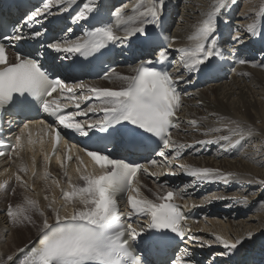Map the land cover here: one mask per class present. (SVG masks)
<instances>
[{
    "label": "snow or ice",
    "instance_id": "obj_1",
    "mask_svg": "<svg viewBox=\"0 0 264 264\" xmlns=\"http://www.w3.org/2000/svg\"><path fill=\"white\" fill-rule=\"evenodd\" d=\"M237 3L214 0L179 47L177 38L166 34L167 0H136L130 11L126 4L118 6L112 0H41L21 26L0 35V158L15 164L23 161L26 152L32 153L30 164L0 173L11 172L0 182V193L15 196L17 188L23 189L21 199L7 203L4 214L13 226L38 228L34 245L19 247L16 253L0 258V264H198L194 249L213 245L224 249L214 256L236 254L243 241L215 232L210 233L213 239L196 234L189 221L192 209L202 205L183 201L206 183L247 182L264 189V178L180 161L209 146H217L221 156L239 155L246 142L264 138V128L210 111L199 98L196 105L203 116L181 115L184 98H193L181 86L195 85L196 77L212 76L226 59L225 53L228 60L264 68V61L238 54L249 41L264 40V5L255 15L245 14L251 22L233 29L228 16L230 6ZM221 25L229 30L227 37ZM29 42H34L33 51L26 50ZM8 48L14 50L11 60ZM117 48L131 54V74L110 69L101 78L111 80L115 74L118 87L94 86L70 74ZM45 54L51 57L50 66L42 62ZM68 79L77 82L70 85ZM33 109L47 114L52 123L6 119ZM6 129L11 131L10 138H5ZM65 132L99 146L69 145ZM180 132L202 138L181 142L174 138ZM123 138L151 147L160 160L150 159L145 166L124 158L120 153ZM37 155L42 157L43 168L39 179L46 183L43 206L36 198L41 194L34 182ZM53 161L63 169V179L50 172ZM256 162L264 166V160ZM150 167L156 170L150 172ZM141 173L157 184L152 198L142 193ZM180 174L191 178L182 187L161 181L162 176ZM249 195L212 196L205 203L231 199L247 205ZM256 203L264 206V200ZM252 235L249 232L247 238Z\"/></svg>",
    "mask_w": 264,
    "mask_h": 264
},
{
    "label": "bare ground",
    "instance_id": "obj_2",
    "mask_svg": "<svg viewBox=\"0 0 264 264\" xmlns=\"http://www.w3.org/2000/svg\"><path fill=\"white\" fill-rule=\"evenodd\" d=\"M117 1L119 2L121 0H117ZM122 1H123L122 2L123 4L127 5V9L129 11L131 10L133 4L136 2V0H132L128 4V1L130 0H122ZM213 2L214 0H211V1L210 0H167L166 14H167V18L171 20L172 25L173 23H175L173 20H175L176 14H179L177 19L181 18L180 23L182 22L184 23L183 28L181 27V29L179 28L175 29L174 28L175 24L172 26V33L170 35L177 38V45H176L177 47L186 43V36L191 32L193 25L197 24L202 19L201 13H204L210 10V6L213 4ZM238 3L239 5H241L239 0H238ZM257 7L258 6L256 4L255 8L257 9ZM257 12L258 11L253 10V12H249V14L247 15H250V14L255 15ZM242 13L243 12L241 11L239 14H237V12L234 11V14H232V11L230 8L228 19L233 29H235L238 25L251 22L250 20L246 18L245 14L242 15ZM221 30L224 32L225 37H227L229 30L224 28L223 25H221ZM253 41L258 42V44L260 42L264 44V40H260L258 38ZM251 46H252L251 47L252 53L257 52L256 50L257 45H254L251 43ZM228 47L231 48V45H229ZM247 49H248L247 47L241 46L238 52L240 54L250 55L247 52ZM225 56H226V59L224 61H221V64L225 65L224 71H226V67H227V69H229L227 70L228 74L235 73V76H236L235 78H238L237 84L234 83L235 85H232L231 83L234 91L232 92L230 97H233V95H235L236 97H239L238 101H229L225 103L224 101L227 97H224L223 99H221L220 91L223 88L222 80L220 83H217V84L212 83L208 88L203 89V90H199V89L193 90L194 85H182L181 87L186 89V91H188L189 93L192 91L191 93H192L193 98H189V97L184 98L185 107L183 111L181 112V115L184 117H189V118H191L193 114H195L196 116H203L205 114L204 111L198 108L196 105V98H199V99L204 100L209 105L210 111L219 110L222 114H230L232 117L237 118L239 120L246 121L250 124L254 123L255 127L257 128H264V68L252 67L250 63L245 64V65L236 63L238 66H235L233 69H231L232 66L230 67V65H232L233 61L227 59V53H225ZM244 56L245 55H243L242 58L248 59L247 57H244ZM131 69L132 68L122 67L115 71L116 73H120V74H131ZM112 75L114 76L115 74H112ZM201 78L202 77H196V81L198 82ZM112 82H111L112 84H107L105 82L104 83L95 82L94 84L95 86H98V87H118L119 86V82L115 79V76L112 78ZM35 131L36 130H34V133ZM174 138H176L177 140H180L181 142H191L193 139L202 138V137H200L198 134H195V133H193L192 135H184L182 132H180V133H174ZM252 140H257V144H260V148L264 149V138L254 137ZM252 140L246 143L251 144ZM46 146H48L47 143L45 144V148ZM38 147L39 146H37V148ZM210 148H212V150L214 149L211 155H212V158L216 157L215 160H211L212 159L211 158L207 161L204 156H203L204 159L196 160L192 157L193 155L191 156L189 155L190 157L189 156L185 157L183 160H181V163L189 164L192 166L216 167L223 171H232L237 174H241L244 177L264 178V168H262L261 165L256 162V161H259V159H257L259 158L258 157L259 155L255 154V156H251V151L249 152L245 148L240 152L239 155H236L233 152H229L222 156L219 155L218 153L216 155L215 150L218 149L217 146H209L207 148H203L202 150L207 152V149L209 150ZM200 154L202 155V152ZM200 154L198 156L201 158L202 156H200ZM31 156H32V153L26 152L23 155V161L17 160L15 164L9 163L6 158L3 160H0V173H4L5 169H10L11 172H15L17 169V166L21 163L30 164ZM41 162H42V157L40 155H37L38 177L34 178V182L36 184V191L41 194L40 196L36 198L41 200V205L43 206L47 202L42 200V195L44 194L43 190L46 187V183L39 179V175L43 174V168L41 166ZM87 162L88 161L86 159V163ZM72 167H74V164L72 165ZM49 170L54 177L63 179V169H60L58 165L55 164V161H53ZM155 170L156 169L149 170V171L151 172ZM160 170L167 171L166 168H161ZM11 172L5 173L4 175H0V182H2L6 178L7 175L11 174ZM148 178L152 179L153 181V178L149 176L148 174L141 173V175L139 176V179L142 185L144 186L142 188L143 195L148 196L149 198H152V194L155 193L158 189L154 187H153L154 189H152L151 186H149V182L151 180L149 181ZM190 179H191L190 177H187L186 175H183V174H180L177 176H162L161 177V181L167 180L169 184L173 187H180L183 185V183L185 185L190 181ZM206 186H209L212 191L213 190L218 191L219 188L220 189L226 188L228 190L234 189V190L231 192L226 190L222 193H217L216 195L202 194L203 197L199 198L198 200L195 197L185 198V201L183 202H186L189 205L193 203L197 205H202L200 207H196L195 209L199 213L202 210V212H206V215H207V217L203 218L198 223L189 221L190 227L193 229V231L196 234L202 235L207 239H213V237L210 235V233L212 232H215L216 234H219L223 236L224 238L233 240V241L236 239H241L243 243L242 245L238 246V251L236 252V254L229 255V256H233L234 258L238 259L241 254L244 256V253H246L248 256L252 254V258L254 260L257 259L258 261H261L264 257V206L256 203L259 199L255 200L249 195L250 198H249V203L247 205L238 204L231 199L212 200L211 203H205V200L212 196H226V197L243 196L244 189L245 190L250 189L252 191V190H259L260 188L257 185L248 184L247 182L243 184L238 183V182L229 183V184H225L223 182L206 183V184L198 186L197 189H195L193 196H195L200 190H202V188H205ZM149 189L151 190V192H149ZM19 190L22 191L21 195H20ZM237 190L239 191L235 192ZM59 195H60L59 191H57L56 192L57 198H59ZM20 196L21 197L23 196V189H20V188H17V192L15 196H12L10 194L5 196L4 194L0 193V233L5 232V226H4L5 224L9 226L12 232V237L4 253H0V258H6L7 255L16 253L19 247H23L25 245H28L29 247H31L38 240V231L34 232L37 229L36 226H32V225L31 226L21 225L18 227L13 226L11 221L4 214L6 204L14 203L18 201L20 199ZM253 197L255 198V196ZM205 209L207 210L204 211ZM45 210L46 212L50 214V210L48 209H45ZM247 211H248L247 214L244 213ZM230 213H233V215ZM227 214H230L232 217ZM248 214H250L249 217H247ZM34 219L37 220L36 225H39L40 217L38 216V214L34 215ZM50 222H51V216H50ZM222 222H227V223L232 222V223L227 224V223H222ZM249 232L253 233L251 239L247 238ZM34 233L36 234L34 237H32L26 243L22 244L24 240L31 237L32 234ZM15 237L17 240L16 242H13V238ZM0 241H1V238H0ZM211 248H213L214 251H217V253L224 251L222 245H213V247ZM211 248L194 249L195 260L200 261L201 259L206 258L209 255L210 251L212 250ZM262 252L263 254L261 255ZM229 256H224V257L220 256V258H228ZM244 262H246L245 258L243 259V263Z\"/></svg>",
    "mask_w": 264,
    "mask_h": 264
},
{
    "label": "rangeland",
    "instance_id": "obj_3",
    "mask_svg": "<svg viewBox=\"0 0 264 264\" xmlns=\"http://www.w3.org/2000/svg\"><path fill=\"white\" fill-rule=\"evenodd\" d=\"M132 0H130V1H128V4H129V2H131ZM211 1V0H210ZM240 1V4L241 5H239V3H237L235 6H231L230 8H231V11H232V14H234V11L235 12H237V14H239L241 11L243 12L242 13V15L243 14H249V12H253V10H255V11H259V9H260V7L262 6V5H264V0H239ZM258 1V2H257ZM204 3V2H203ZM256 4H257V9L255 8V6H256ZM253 5V6H252ZM255 5V6H254ZM260 6V7H259ZM251 8V9H250ZM245 10V11H244ZM247 12V13H246ZM180 14H181V12H180ZM178 15L179 14H177V15H175V26H174V28L176 29V28H179V29H181V27L183 28V25H184V23L182 22V23H180V19L181 18H179V19H177L178 18ZM241 15V16H242ZM248 16H252L251 14L250 15H248ZM178 26V27H177ZM174 29V30H175ZM257 57V56H256ZM255 61H264V58H256V60ZM115 76V75H114ZM114 76H112V78L114 77ZM236 76L235 75H230V77L226 80V81H224L223 83H222V86H223V88H222V90L220 91V97H221V99H223L224 97H227L226 99H225V103H227V102H229V101H238V99H239V97H236L235 95H233V97H230L231 96V94H232V92L234 91L233 90V87H232V85H235V84H237V79L238 78H235ZM235 79V80H234ZM112 82V79L111 80H108V84L109 83H111ZM231 83H232V85H231ZM235 83V84H234ZM206 91V90H205ZM212 92V91H211ZM210 95V94H209ZM230 97V98H229ZM233 99V100H232ZM242 105V104H241ZM259 147V148H258ZM245 149L246 150H248L249 152L251 151V156H255V154L256 155H259L258 157L259 158H257V159H259V160H264V149H262V148H260V144H257V140H252V143L251 144H248V143H246V147H245ZM259 149V150H258ZM214 150V149H213ZM213 150H212V148H210L209 150L207 149V152L206 151H204V150H202V155L200 154V156H202L201 158L198 156V155H193L192 157L194 158V159H196V160H200V159H204V157H205V159L208 161L209 159H211L212 158V152H213ZM217 151H218V149H216ZM215 150V152H216V155H217V151ZM211 151V152H210ZM262 152H263V154H262ZM206 153V154H205ZM208 153H210V154H208ZM226 154V153H225ZM224 154V155H225ZM253 154V155H252ZM208 155V156H207ZM261 155V156H260ZM189 156V155H188ZM191 156V155H190ZM189 156V157H190ZM204 156V157H203ZM185 157H187V155L185 156ZM210 157V158H209ZM216 159V157L215 158H212L211 160H215ZM262 168H264L263 166H261ZM148 180L150 181L151 179L150 178H148ZM150 182H151V184H150ZM149 182V186H151V188L152 189H154V188H156L157 189V186H155V184H154V182L151 180ZM152 185H154V186H152ZM154 187V188H153ZM206 189V188H205ZM209 189V190H208ZM225 189V190H224ZM219 188V190L218 191H212L211 190V188L209 187H207V191H211V192H209V193H207V195H216L217 193H222V192H224V191H233V190H228V189H226V188ZM249 190V191H248ZM264 189H262V191H261V189H259V190H250V189H244V192H243V194L244 195H248L249 193H251V195H250V197H252L253 199H255V200H264V191H263ZM20 191V190H19ZM239 190H237V191H235V192H238ZM260 192H262V193H260ZM234 193V192H233ZM246 193H248V194H246ZM22 194V191H20V195ZM254 194V195H253ZM253 196H255V198L253 197ZM249 197V198H250ZM20 199H21V196H20ZM244 213H248V211L247 212H244ZM230 214H232L233 215V213H230ZM230 214H227V215H230ZM249 215L250 214H248V216L247 217H249ZM231 216V215H230ZM229 216V217H230ZM220 217V216H219ZM232 217V216H231ZM246 217V216H245ZM245 217H243V218H245ZM234 219V218H233ZM36 222H37V220H36ZM222 223H227V222H222ZM232 222H230V223H227V224H231ZM5 226V232H3V233H0V238H1V241H0V253H4V251H5V249H6V247H7V245H8V243H9V241H10V239H11V237H12V232H11V230H10V228H9V226L8 225H4ZM31 226V225H30ZM38 226V225H37ZM18 227V226H17ZM20 228V227H19ZM37 228V227H36ZM38 231V228L36 229V231H34V232H37ZM6 233V234H5ZM36 234L34 233V234H32V236L31 237H29L28 239H26V240H24L23 241V243L22 244H24V243H26L28 240H30L32 237H34ZM16 237L15 238H13V242H16Z\"/></svg>",
    "mask_w": 264,
    "mask_h": 264
}]
</instances>
